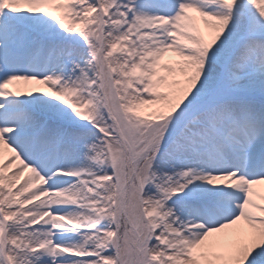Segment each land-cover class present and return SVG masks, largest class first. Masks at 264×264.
<instances>
[{"label":"snow or ice","instance_id":"6c2138e0","mask_svg":"<svg viewBox=\"0 0 264 264\" xmlns=\"http://www.w3.org/2000/svg\"><path fill=\"white\" fill-rule=\"evenodd\" d=\"M0 264H264V0H0Z\"/></svg>","mask_w":264,"mask_h":264}]
</instances>
